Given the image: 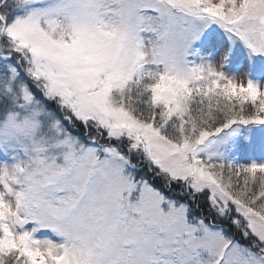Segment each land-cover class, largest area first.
I'll return each instance as SVG.
<instances>
[{
    "label": "snow or ice",
    "instance_id": "snow-or-ice-1",
    "mask_svg": "<svg viewBox=\"0 0 264 264\" xmlns=\"http://www.w3.org/2000/svg\"><path fill=\"white\" fill-rule=\"evenodd\" d=\"M0 264H264V0H0Z\"/></svg>",
    "mask_w": 264,
    "mask_h": 264
}]
</instances>
